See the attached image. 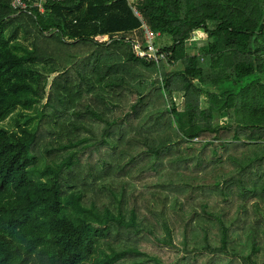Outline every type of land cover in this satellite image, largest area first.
Returning a JSON list of instances; mask_svg holds the SVG:
<instances>
[{
    "label": "trees",
    "instance_id": "trees-1",
    "mask_svg": "<svg viewBox=\"0 0 264 264\" xmlns=\"http://www.w3.org/2000/svg\"><path fill=\"white\" fill-rule=\"evenodd\" d=\"M137 6L0 0V264H264V0Z\"/></svg>",
    "mask_w": 264,
    "mask_h": 264
},
{
    "label": "built area",
    "instance_id": "built-area-1",
    "mask_svg": "<svg viewBox=\"0 0 264 264\" xmlns=\"http://www.w3.org/2000/svg\"><path fill=\"white\" fill-rule=\"evenodd\" d=\"M67 0H11V7L17 13L30 12L33 8H38V10L43 13L48 2H65ZM129 5L135 3L137 6L138 0H127ZM131 6V5H130ZM132 7V6H131ZM133 10V7H132ZM134 12V11H133ZM143 22V31L145 35V40L147 42V50L139 42H135L134 49L138 57L148 60H154L157 63L160 61H165L167 56L163 53V47H158V40L163 38L162 33L155 32L153 29L144 22L142 15L139 11L134 12ZM264 39V32H263ZM262 59L264 60V41H263V53Z\"/></svg>",
    "mask_w": 264,
    "mask_h": 264
},
{
    "label": "rangeland",
    "instance_id": "rangeland-1",
    "mask_svg": "<svg viewBox=\"0 0 264 264\" xmlns=\"http://www.w3.org/2000/svg\"><path fill=\"white\" fill-rule=\"evenodd\" d=\"M129 4V3H128ZM132 7H133V11L134 12H137V11H139V13L141 14V12H140V10L138 9V6H136V4L135 3H131L130 4ZM144 20V19H143ZM125 36L126 37H128V38H133L134 36H133V34L131 33V34H125ZM19 37H20V39L22 40V41H24V37L22 36V33H20V35H19ZM164 37V36H163ZM164 39H166V37H164ZM163 39H159V41H158V47H163V49L166 47L165 46V44H166V42L163 40ZM168 41V40H167ZM27 42V44H29V40L28 41H26ZM197 42H199V41H197ZM203 42V47H202V45L200 44L199 46H201L202 47V50L201 51H203L204 49H206L205 47H206V45H208V40H203L202 41ZM165 46V47H164ZM197 55H200V53H198ZM196 55V56H197ZM177 68L176 67H172V66H167V70H169L170 72L171 71H173V70H176ZM57 74H52V75H50V78H49V84H48V87H47V92L49 93L50 92V87H51V82H52V80H53V78L56 76ZM48 93H47V95H48ZM50 94V93H49ZM173 101L175 102V104H176V106H177V108H178V110L179 111H183L184 110V108H185V100H184V96L182 95V94H178V93H176V94H174L173 95ZM47 102V99H45L44 100V102H43V104L44 103H46ZM51 110V109H50ZM49 110V111H50ZM53 109H52V113H53ZM19 113H20V109H17V110H15L3 123H2V125L5 127V128H7V129H9V130H14L15 129V125H16V120L19 118ZM35 113L34 112H27L25 115H34ZM67 120H69V121H74L75 120V118H74V116L72 115V113H69V114H65V117H63L60 121H59V124L60 125H62V122H65V121H67ZM68 122V121H67ZM66 122V123H67ZM215 122H218V119H216L215 120ZM40 123H41V121H40V119H37V120H35L34 122H33V124H34V126H37V125H40ZM41 131H44V125H43V127L41 126ZM78 135H80V136H82V137H85V136H87V134L85 133V132H79L78 133ZM44 136V135H43ZM46 137H48L47 135H46ZM66 138H65V140H64V142H66ZM195 140H198V138H195ZM40 152L41 153H43L44 152V150H40ZM36 154H38V153H36ZM89 157H90V155H88V154H86L82 159H81V163H82V166L83 167H86V166H88V164H89ZM93 162V161H92ZM43 166H41V168H42ZM146 183V180H143V181H133V184L134 185H136V186H139V185H142V184H145ZM91 191H93L94 193L97 191V189H96V186H94V188L91 190ZM259 234L260 235H264V234H262V232H259Z\"/></svg>",
    "mask_w": 264,
    "mask_h": 264
},
{
    "label": "crops",
    "instance_id": "crops-1",
    "mask_svg": "<svg viewBox=\"0 0 264 264\" xmlns=\"http://www.w3.org/2000/svg\"><path fill=\"white\" fill-rule=\"evenodd\" d=\"M132 34L134 36L132 38L134 41L139 42V44H141L144 48L147 47V42L145 40L144 31H142V30L141 31H136V32H133ZM162 39L166 42L165 46L168 47V46H170L172 44L171 40L168 37H166V39H164V37H163ZM200 44L203 47V42L202 41L197 42V44H195V42H190V44L187 45V50H188L189 55H193L194 56V55H197L198 53H200V51L202 50V47L199 46ZM178 94H182V93H178ZM182 95L184 96V94H182Z\"/></svg>",
    "mask_w": 264,
    "mask_h": 264
}]
</instances>
